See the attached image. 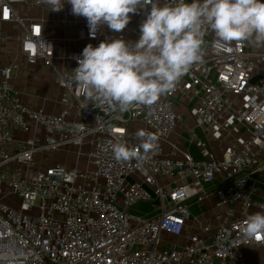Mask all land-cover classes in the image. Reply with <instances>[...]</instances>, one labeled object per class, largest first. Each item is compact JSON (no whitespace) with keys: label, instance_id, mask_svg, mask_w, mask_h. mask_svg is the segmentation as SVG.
Listing matches in <instances>:
<instances>
[{"label":"built area","instance_id":"built-area-1","mask_svg":"<svg viewBox=\"0 0 264 264\" xmlns=\"http://www.w3.org/2000/svg\"><path fill=\"white\" fill-rule=\"evenodd\" d=\"M27 2L0 0V26L13 22L26 28L15 6ZM65 3V21L81 17ZM148 11L150 5L130 17L143 22ZM139 26L127 25L114 38L135 42ZM106 27L93 37L85 18L77 33L80 48L63 58L73 62L67 73L56 66V40L39 22H31L20 38L26 60L50 67L63 89L59 114L25 105L14 82L19 65L0 61V264H262L250 263L243 248H264V240L245 243L241 232L248 215L264 213V199L254 198L258 188L251 183L264 173V76L252 83L264 53L249 52L248 41L221 51L205 26L206 53L174 89L150 108L120 112L89 102L71 80L84 47L112 39ZM178 95L193 102L190 115L219 142L220 153L202 139L196 140L199 159L189 152L164 153L184 119L174 109ZM14 128L31 135L17 139ZM133 128L154 134L157 147L144 160L116 161L112 144H140ZM71 147L78 157L87 152L85 160L39 167L38 154ZM210 195L217 211L214 223H205L190 207ZM156 200L159 212L151 217L132 211Z\"/></svg>","mask_w":264,"mask_h":264},{"label":"clouds","instance_id":"clouds-1","mask_svg":"<svg viewBox=\"0 0 264 264\" xmlns=\"http://www.w3.org/2000/svg\"><path fill=\"white\" fill-rule=\"evenodd\" d=\"M51 11L59 12L65 2L72 14L86 18L95 37L101 26L122 32L130 22V13L150 5L139 26L135 42L123 38L88 44L71 80L82 89L87 100L107 104L113 110L127 112L141 106L151 107L161 96L174 89L191 66L202 58L205 26L214 34V47L231 51V44L248 41L264 45V0H180L175 6L160 5V0H43ZM137 147L112 144L116 161L144 160L157 147V137L138 130ZM142 150V151H141ZM241 237L264 240V213L248 215L242 222Z\"/></svg>","mask_w":264,"mask_h":264},{"label":"crops","instance_id":"crops-1","mask_svg":"<svg viewBox=\"0 0 264 264\" xmlns=\"http://www.w3.org/2000/svg\"><path fill=\"white\" fill-rule=\"evenodd\" d=\"M40 1L41 3L38 5L36 4V0H28L26 4L16 5V11L22 18H24L26 28L29 27L31 22H39L42 25L43 33L56 40L55 53L57 58L55 64L60 70L67 73L72 67L73 62L70 60H64L63 58L80 48L82 43L77 41V33L84 21L81 17L78 18V20L71 19L65 21L63 13L66 3L62 10L55 12L51 11L50 5L44 3L43 0ZM141 23V20L134 18L130 19V24L139 25ZM26 28L13 22L3 23L0 26V61L3 64L17 63L19 65V70L15 76L14 82L20 93L22 102L25 105L32 108H43L47 112L59 114L64 107L60 103V98L64 92L63 89L58 87L55 83V77L51 68L43 65L40 60L35 64L29 63L20 51L19 41L25 34ZM105 30L107 31L108 36L112 38L111 40L115 39L114 37L118 34V32H113L108 29V27H106ZM130 41L131 39L128 38V41L126 42ZM204 42L208 43V40L204 39ZM248 51L253 54L264 53V45H257L249 42ZM204 53H206V49L203 44L202 54ZM257 75L264 76V63L257 71ZM192 105L193 102L185 99V97L181 95L176 97L174 109L177 113L181 114L184 119L177 125L170 136L169 142L164 146V153L167 156H180L181 152H189L194 158H201L202 155L196 143V140L198 139L207 141L215 152L220 153L219 142L213 138L211 133L198 126L195 119L190 115L188 109ZM134 126H140V124L134 123ZM130 132L135 133L136 131L133 128ZM14 133L17 139H27L31 135L29 133H24L19 128H14ZM174 145L177 146L178 150L174 148ZM46 154L48 153L38 154L36 157L39 167L41 168H45L42 163H40V160L41 157ZM168 180L173 184L176 181L175 178H168ZM168 180L160 179L162 183H166ZM252 182L255 183L258 188V192L254 195V198L263 200L264 173L261 175H255L251 180V183ZM156 203H158V200L151 203H141L132 211L145 217H151L159 212V210H155ZM190 210H192V214L197 215L202 222L214 223V214L217 211L215 195L208 196L201 203L193 204L190 207ZM244 249L249 250L248 252L250 253V248H243V250ZM259 249L264 254V248H255V250ZM255 261L264 264L262 258ZM255 261L249 260L250 263Z\"/></svg>","mask_w":264,"mask_h":264},{"label":"rangeland","instance_id":"rangeland-1","mask_svg":"<svg viewBox=\"0 0 264 264\" xmlns=\"http://www.w3.org/2000/svg\"><path fill=\"white\" fill-rule=\"evenodd\" d=\"M81 18H82L83 21L85 20L82 16H81ZM76 20H78V18ZM81 23H82V21H81ZM86 150L88 151V149H86ZM86 153L87 152H84V153H82V157H78L77 156L78 152L76 151V148L75 147H71L69 149H62V150H58V151H54V152H48V154L43 155L42 157L40 156L41 157L40 163H42V165L44 167H49V166H51V164H55V163H59V162L62 163V164H66L68 166H74L75 164H77V162L80 159L82 161L85 160ZM82 161H81V164H83ZM142 208H145V207H142ZM248 251L249 250H247V249L243 250V252L245 253L246 258H248L249 260L255 261V260L259 259V258H262L264 260V254H263V252L260 249L259 250H255L253 252L250 251V253ZM255 262H257V261H255Z\"/></svg>","mask_w":264,"mask_h":264},{"label":"water","instance_id":"water-1","mask_svg":"<svg viewBox=\"0 0 264 264\" xmlns=\"http://www.w3.org/2000/svg\"><path fill=\"white\" fill-rule=\"evenodd\" d=\"M129 24H130V22H129ZM262 78H263V76H261V75H256V76H254V78L252 79V83H255L257 80L262 79Z\"/></svg>","mask_w":264,"mask_h":264}]
</instances>
